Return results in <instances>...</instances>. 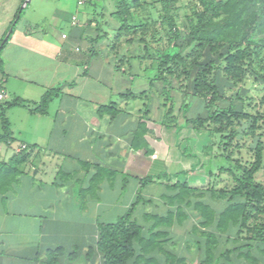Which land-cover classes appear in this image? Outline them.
<instances>
[{"label":"crops","instance_id":"1","mask_svg":"<svg viewBox=\"0 0 264 264\" xmlns=\"http://www.w3.org/2000/svg\"><path fill=\"white\" fill-rule=\"evenodd\" d=\"M26 1L0 0V44L13 31L1 52L0 105L59 92L45 115L20 106L5 112L14 140L0 145V164L12 165L21 144L27 160L0 195V264H101L100 224L116 223L138 196L134 220L157 219L164 206L173 209L168 199L178 185L200 188L208 154L190 170L172 166L202 154L181 109L202 103L184 95L181 101L178 92L164 98L156 56L146 49L151 41L121 30L115 0H76L75 12L56 9L49 21ZM185 140L189 146L179 150ZM181 174L189 176L183 184Z\"/></svg>","mask_w":264,"mask_h":264},{"label":"trees","instance_id":"2","mask_svg":"<svg viewBox=\"0 0 264 264\" xmlns=\"http://www.w3.org/2000/svg\"><path fill=\"white\" fill-rule=\"evenodd\" d=\"M181 1L172 2L181 6ZM193 1L195 11L193 18L189 19L185 35L171 15L174 10L168 5V1H163V25L167 37L164 42L161 38L153 39L150 45L146 46L147 53L156 56L153 62L159 72L158 79L164 80L165 84L173 86L175 81L180 83L183 80L192 84L191 92L188 91L187 85L185 89H180L181 84L177 90L184 96L199 99L204 113L187 119L188 124L198 131L210 132L211 136H224L226 127L237 121L241 129L230 131L227 137L222 138L220 145L230 146L233 139L243 140L252 136V149L255 154V161L246 167L235 161L231 153L225 155L226 148L222 149L224 152L218 153L227 159V165L219 171L232 178V185L221 190L207 189L204 192L205 202L199 201L194 205V211L200 218L199 228L208 230L202 232V229L195 227L194 230H198L194 233L203 238L196 241L195 256L199 257V264H234L235 255L243 257L247 264H264V185L259 183L256 177L264 166V143L261 137L256 135L257 119L248 115L243 105H236L235 99H230L228 106L222 107L226 97L217 80L221 75L235 87L250 72L264 83V75L257 73L253 67L255 60L264 58V0ZM145 4V0H115L117 11L113 16L121 24V30L130 35L140 34L142 38H147L148 25L135 22L136 10ZM23 12L24 9L19 10L16 22L21 19ZM222 16L223 19L216 22V19ZM12 32L8 34L6 41L4 39L2 42L0 74L3 72L1 52ZM152 43H156V47L151 45ZM164 89L166 90V87ZM171 89L174 90L175 87ZM58 92V89L46 92L39 102L16 99L1 104L0 145H9L14 140L10 122L5 115L6 110L20 106L29 108L35 114L45 115ZM167 92L169 94V91ZM235 97L239 98L237 95ZM188 108L190 104L186 102L181 109L183 111ZM170 110L167 115H170ZM26 160L27 153L23 150L12 165L0 164V195L9 191L21 173L19 166ZM150 181H143L142 184L147 185ZM195 194L196 190L183 185L179 193L172 198V204L174 201L178 205L190 206L191 203H188L187 199ZM140 201L141 196H138L132 208L116 223L100 224L97 248L101 255V264H158L157 258L147 255L166 253L164 243L169 239L158 241L165 232L156 230L151 233L149 239L143 238V229L133 218L134 208ZM215 201L224 205L223 208L217 209ZM181 207H178L176 222L164 220L169 228L175 223L182 225L187 221L189 214L184 210L182 212ZM163 219H160L159 223H162ZM158 227L160 225H157L156 229ZM231 243L237 244L230 247ZM166 254L165 262H185L184 258L176 262L175 253Z\"/></svg>","mask_w":264,"mask_h":264},{"label":"rangeland","instance_id":"3","mask_svg":"<svg viewBox=\"0 0 264 264\" xmlns=\"http://www.w3.org/2000/svg\"><path fill=\"white\" fill-rule=\"evenodd\" d=\"M163 1H168V5L172 7L174 10L171 12L172 16L174 17V20L176 24L180 27L182 34L185 35L186 33V27L189 23V19L193 18V13L195 11L194 6L195 2L193 0H182L181 1V6H178V4L173 3V0H145V5L140 8L139 10H136L137 17L135 18V22L138 24L142 25H148V31L147 33V38L152 41L153 39L157 40L159 38L162 39V42L166 40L167 37V32L165 30V25L163 23L165 22L164 16H165V5ZM218 1V0H216ZM76 0H33L29 4V9L35 8L37 11V14L39 15L40 18H47V21H49L50 17H52L54 11L56 9L65 11L68 14H72L76 10ZM178 7V8H177ZM224 16L220 17L219 19H216V22H219L223 19ZM254 69L256 70L257 73H262L264 75V69H261L264 67V58L260 59L259 61L255 60ZM156 69L157 75L159 72ZM178 70V69H177ZM159 78V77H158ZM160 85L163 87L166 86V91L164 92V98L168 99L169 96L172 97V94L179 93L181 96V101L183 99V95L181 91H174L171 89V87H175L178 89L179 84H181L180 89H185L186 85L189 86L188 91L191 92V86L192 84L190 82H186L185 80L181 81L178 83L175 81V85H167L165 84L164 80L158 79ZM218 80V85L221 88V91L224 93L226 100L222 102V107L225 108L228 106L230 99H235L236 105H243L244 111L252 116L253 118L257 119V130H256V135H259L261 137L262 142L264 143V83L261 81L257 80L256 76H254L252 73H248L241 81V83L237 84L235 87L231 86L230 83H228L229 80H226L223 76L219 75L217 77ZM233 87V88H232ZM169 91L170 93L168 94ZM173 92V93H172ZM237 95L236 98L235 96ZM171 100V99H169ZM190 102V100H187ZM167 103V102H166ZM196 101L190 102L191 107L189 109L183 110L182 115L188 114V116L195 117L199 114L203 115L204 111L201 108V105L194 104ZM168 104V103H167ZM170 104H168V108H170ZM194 105L196 107H194ZM180 104L178 102V107L179 109ZM180 118V114L178 115ZM212 128V127H211ZM215 127L213 126V129ZM241 129L240 124L235 121L233 125L227 126L226 131L224 132V136L227 137L232 130H237L239 131ZM190 132L187 133L189 135ZM179 134H181V130L179 131ZM186 135V132L184 134V137ZM221 134H216L214 136H211V133L208 131H198L195 129V134L193 136V142L194 144L192 146H196L200 151H202V154L200 155H195V158H188L184 162L180 160H176V164L172 166L173 170L175 169H180L184 166H186L189 170L192 169L193 165L200 164L202 159L207 158V154L209 155V159L206 162V167L204 170L201 169V171L198 173L200 178H203L201 185H199V189H196V194L194 196H191L188 199V203H191L190 206L183 205L185 207V210L189 213V217L187 218V221L182 224H174L170 227V230H168V225L166 223V220H173L174 222L177 221V212L178 209L176 210V204L173 201V206L170 210V207H163L162 212H161V217H163L162 223H159L160 221V216L157 217L156 219H152L149 221H138V224L142 227V235L145 240L150 238L151 231L149 230L151 227H155L157 225H160L159 230L165 232V235L163 234V237L158 239L160 242L162 239L168 238V241H165L164 247L167 252L173 251V253L176 254V262L180 258H184L185 262L184 264H199V257L195 256V252L197 250V243L196 241L203 240V238L198 234L194 233L197 232L198 229H202V232H207L208 230L205 228H199V220L200 218L197 216V212L194 211V205L202 201L203 203L205 201V191L202 189H205L207 186L209 188H214L217 190H221L223 188H226L228 186L232 185V178L229 177L226 173H220L219 169L221 167H224L227 165V159L225 157H221L218 153L224 152L222 149L226 148L227 150L225 151V155L231 153L232 158L235 159V161H238L242 163L244 166H248L251 163L255 161V154L252 149L254 138L252 136H249L243 140L240 139H233L230 142V146H222L220 145V141L224 137ZM190 137V135H189ZM188 138V137H186ZM191 138V137H190ZM227 142V140H226ZM190 142L188 140H185L184 142L181 141L179 145V150H184L186 149L187 146H189ZM192 148V147H190ZM209 152V153H208ZM227 152V153H226ZM264 165V164H263ZM200 166V165H198ZM219 171L215 175L211 176V179L206 178L205 174H209L210 171ZM196 171H199L196 169ZM181 173V172H180ZM257 181L264 185V166L263 169L257 174ZM189 178L188 174H181L179 176L180 183L183 184L182 179ZM205 178L207 183L210 184H204ZM182 185L177 186V191H171L168 199V203H172V198L175 197L178 193L179 190L181 189ZM158 193H166L165 190H158ZM157 193V194H158ZM203 193V194H202ZM174 195V196H173ZM173 196V197H172ZM216 203V208H223L224 205H221V203L215 201ZM181 207V205H178V207ZM183 207H181V211L184 210ZM191 211V212H190ZM183 212V211H182ZM192 213V215H191ZM185 225V226H183ZM195 227H198L197 230H194ZM158 230V229H157ZM240 241V240H239ZM159 244V243H158ZM237 244V243H235ZM231 243L230 247H235L236 245ZM166 253H162V259L166 257ZM147 256H155V253H152L151 255ZM161 257H158V260H156L159 264L162 263ZM234 264H247L248 262L243 258L238 255L234 256Z\"/></svg>","mask_w":264,"mask_h":264},{"label":"built area","instance_id":"4","mask_svg":"<svg viewBox=\"0 0 264 264\" xmlns=\"http://www.w3.org/2000/svg\"><path fill=\"white\" fill-rule=\"evenodd\" d=\"M80 1H83L84 2L85 0H80ZM77 22H78L77 17H73L72 18V23L73 24H77ZM63 38L66 39L67 36L66 35H63ZM4 97H5L4 92L3 91H0V100H3ZM26 149H27V145L21 144L20 147H19V149H18V152L23 151V150H26Z\"/></svg>","mask_w":264,"mask_h":264},{"label":"water","instance_id":"5","mask_svg":"<svg viewBox=\"0 0 264 264\" xmlns=\"http://www.w3.org/2000/svg\"><path fill=\"white\" fill-rule=\"evenodd\" d=\"M28 2H29V0L26 1V4H27ZM4 41H6V39H5ZM2 46H3V43H2V45L0 46V51H1Z\"/></svg>","mask_w":264,"mask_h":264}]
</instances>
